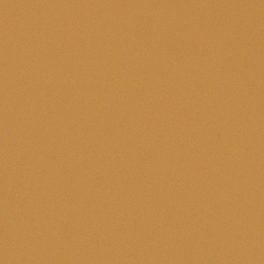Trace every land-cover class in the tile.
Wrapping results in <instances>:
<instances>
[{
  "label": "water",
  "instance_id": "95a60500",
  "mask_svg": "<svg viewBox=\"0 0 264 264\" xmlns=\"http://www.w3.org/2000/svg\"><path fill=\"white\" fill-rule=\"evenodd\" d=\"M0 264H264V0H0Z\"/></svg>",
  "mask_w": 264,
  "mask_h": 264
}]
</instances>
